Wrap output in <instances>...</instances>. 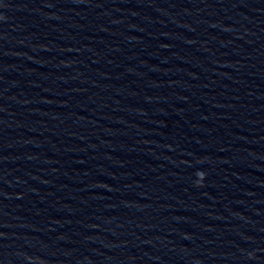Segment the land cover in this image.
<instances>
[{
    "label": "clouds",
    "instance_id": "obj_1",
    "mask_svg": "<svg viewBox=\"0 0 264 264\" xmlns=\"http://www.w3.org/2000/svg\"><path fill=\"white\" fill-rule=\"evenodd\" d=\"M203 175V174H202Z\"/></svg>",
    "mask_w": 264,
    "mask_h": 264
}]
</instances>
